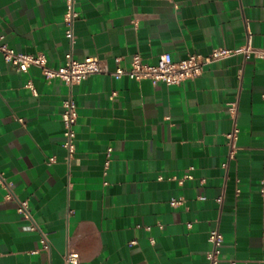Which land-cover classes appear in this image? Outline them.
I'll list each match as a JSON object with an SVG mask.
<instances>
[{
	"label": "crops",
	"instance_id": "0c3cea01",
	"mask_svg": "<svg viewBox=\"0 0 264 264\" xmlns=\"http://www.w3.org/2000/svg\"><path fill=\"white\" fill-rule=\"evenodd\" d=\"M76 9L74 59L98 58L109 72L129 69L135 55L154 65L163 54L179 62L249 41L264 49V0H79ZM65 10V0H0L2 44L62 67ZM68 96L61 80L0 57V173L30 214L0 187V264H65L68 253L78 264H208L215 228L219 264H264L263 61L233 55L172 87L90 76L73 89L70 165ZM234 124L237 153L226 169Z\"/></svg>",
	"mask_w": 264,
	"mask_h": 264
},
{
	"label": "built area",
	"instance_id": "2783aa9c",
	"mask_svg": "<svg viewBox=\"0 0 264 264\" xmlns=\"http://www.w3.org/2000/svg\"><path fill=\"white\" fill-rule=\"evenodd\" d=\"M79 0H65V14L63 22L65 25V38L68 40L70 49L65 56V64L58 68L52 69L48 67V61L45 55H25L18 53L14 49L8 48L2 44L3 37L0 36V57L12 66L16 67L19 72L26 73L30 68H37L41 71L43 77L50 81L59 79L65 83L69 88V96L63 102L62 121L64 124L63 142L62 147L66 151V161L70 165L76 154V126L78 121L77 106L73 98L74 87L80 85L86 81L90 76L95 75H110L115 80H120L124 77L132 81H144L148 80L152 84H164L167 87L179 86L184 82L194 80L202 75L206 66L228 58L233 55H242L244 60L255 59L264 62V49H258L252 46L249 41L248 44L237 51L230 50H215L208 56L189 55L184 60L175 62L171 55L163 54L159 57L158 61L154 65L146 64L143 62L139 55H135L132 58L129 69H123L117 67L113 72H109L108 69L100 62L98 58L90 57L83 61H77L74 59V47H75V24L79 19V12L76 9V5ZM27 87L34 91L31 83L27 84ZM115 96V94H113ZM231 114L235 116V105L230 109ZM22 123V121L20 120ZM239 135V129L234 124L232 130L227 134L226 146L228 148L227 161L223 165L224 168H228L230 161L235 159L237 153V140ZM108 167L110 162L111 150H107L106 153ZM55 163V159L51 158L49 164ZM173 180L184 183V179H178L173 177ZM0 187L6 192V198L13 199L17 202L18 213L26 218H30L29 206L27 202L20 201L13 192V186L6 180L2 173H0ZM217 203L222 205L223 197L217 199ZM183 204L182 199L172 200L170 202L171 207L176 208ZM32 229L35 230L36 226L33 225ZM209 243L211 249L206 254L208 264H219L221 261V249L224 243V237L215 228L209 234ZM134 244V243H133ZM41 245L43 251L50 250V244L48 235L41 233ZM79 256L76 253H68L65 256V264H78ZM231 264H235L232 262Z\"/></svg>",
	"mask_w": 264,
	"mask_h": 264
}]
</instances>
